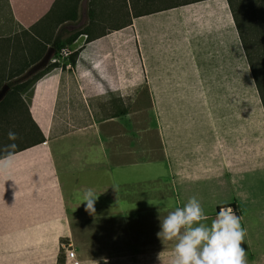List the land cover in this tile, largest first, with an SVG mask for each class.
Wrapping results in <instances>:
<instances>
[{
    "label": "crops",
    "instance_id": "obj_1",
    "mask_svg": "<svg viewBox=\"0 0 264 264\" xmlns=\"http://www.w3.org/2000/svg\"><path fill=\"white\" fill-rule=\"evenodd\" d=\"M60 1L0 0V38L33 26V37L65 39L75 19L52 25ZM157 9L77 29L62 47L79 48L73 66L19 97L2 100L0 86V264H56L58 254L63 264H170L175 241L157 237L159 218L193 196L209 224L231 207L247 264H262L264 113L256 92L229 103L232 82L243 90L249 76L226 1Z\"/></svg>",
    "mask_w": 264,
    "mask_h": 264
},
{
    "label": "trees",
    "instance_id": "obj_2",
    "mask_svg": "<svg viewBox=\"0 0 264 264\" xmlns=\"http://www.w3.org/2000/svg\"><path fill=\"white\" fill-rule=\"evenodd\" d=\"M199 0H188L180 3H175L165 7H158L165 9L169 7H175L183 4L192 3ZM229 9L234 28L236 30L241 48L243 50L246 63L260 101L263 113H264V59L255 58L253 56L252 49L253 45L257 41V33L264 34V0H225ZM76 2L77 0H63V8L60 13L54 17L52 25L56 26L63 20L70 18L71 20L76 18ZM152 10H159L157 8ZM152 10H146L142 12H135V15H141L149 13ZM33 30V26H30L27 30H23L18 34H13L8 37L0 38L1 43L0 51L1 58H5L6 70L1 63L0 68V86L5 83L7 91L3 96L2 100H7L10 96L19 95L26 88H28L32 82L39 78L42 74L54 67H60L65 69L66 66L71 68L75 62L79 48L70 51L66 56V63L58 62L56 60H48L41 68L31 73L29 76L25 74L26 70L42 58L47 50L51 51V58H57L60 49L67 44H70L78 34L81 33L79 30H75L70 33L65 39H58L54 37L49 39L45 34H39L34 32L36 37H33L30 33ZM246 31H252L253 38L249 41V37ZM18 35H27L25 43L15 46L14 39ZM25 37V36H24ZM38 38V39H37ZM13 40L12 44L10 43ZM42 40V41H40ZM90 40L89 37L85 39ZM250 43H249V42ZM13 46L14 52L9 53V46ZM18 51H22L19 53ZM8 52V54H7ZM19 97V96H18ZM39 138L36 142H41L43 136L38 133ZM64 260L57 255L56 264H63Z\"/></svg>",
    "mask_w": 264,
    "mask_h": 264
},
{
    "label": "clouds",
    "instance_id": "obj_3",
    "mask_svg": "<svg viewBox=\"0 0 264 264\" xmlns=\"http://www.w3.org/2000/svg\"><path fill=\"white\" fill-rule=\"evenodd\" d=\"M8 137L15 140L17 134L9 131ZM5 147L13 149L15 144ZM11 155L9 152L4 159H9ZM96 198L91 189L83 194L82 203L86 205V212H95ZM159 220L157 237L175 241L170 264H247V250L242 247L246 229L241 225V217L231 207H220L209 224L201 201L193 196L182 207H176Z\"/></svg>",
    "mask_w": 264,
    "mask_h": 264
},
{
    "label": "rangeland",
    "instance_id": "obj_4",
    "mask_svg": "<svg viewBox=\"0 0 264 264\" xmlns=\"http://www.w3.org/2000/svg\"><path fill=\"white\" fill-rule=\"evenodd\" d=\"M60 1V0H59ZM188 0H77L76 2V18L72 22L67 21V23H71L72 31L77 29H82L85 26H90L91 23H95L96 29H102L104 25H114L116 23L127 20L129 16V12H142L146 10L155 9L158 7H165L168 5H172L175 3H180ZM63 3V0L60 1ZM194 3V2H192ZM190 4V3H189ZM92 26V25H91ZM92 28L89 27L88 31ZM95 29V31H96ZM252 31H246V34L249 37V41L253 38ZM257 41L256 44L253 45L250 51L253 53L255 58L264 59V34L257 33ZM26 38L21 35L20 41L21 43H25ZM248 41V42H249ZM13 40L10 42L12 44ZM250 43V42H249ZM9 46V53L14 52L13 46ZM21 53L20 51H18ZM243 53V50H242ZM8 54V52H7ZM67 56V55H66ZM66 56L61 59V62L64 61L66 63ZM244 56V53H243ZM245 59V56H244ZM5 60V59H4ZM246 60V59H245ZM248 76L251 78L248 66H247ZM34 72V71H33ZM33 72H26L25 74L29 76ZM249 77H247V84L243 90H239V85L232 82L231 91L232 94L229 97V103L231 107L239 105L240 103H245L247 99L250 100L251 103H254L253 93L256 92L254 85L252 86L249 82ZM257 96V94H256ZM258 98V97H257ZM260 103V102H259ZM261 105V104H260ZM263 183L257 182L256 185L261 187ZM260 240L256 241L258 245ZM70 248L68 246L65 247ZM89 252V251H88ZM262 264H264V247L262 248ZM85 255H88L87 252H84ZM260 257H258L257 262Z\"/></svg>",
    "mask_w": 264,
    "mask_h": 264
},
{
    "label": "water",
    "instance_id": "obj_5",
    "mask_svg": "<svg viewBox=\"0 0 264 264\" xmlns=\"http://www.w3.org/2000/svg\"><path fill=\"white\" fill-rule=\"evenodd\" d=\"M50 56H51V51L50 50L46 51L43 57L30 67L28 72H33L41 68L50 59Z\"/></svg>",
    "mask_w": 264,
    "mask_h": 264
},
{
    "label": "built area",
    "instance_id": "obj_6",
    "mask_svg": "<svg viewBox=\"0 0 264 264\" xmlns=\"http://www.w3.org/2000/svg\"><path fill=\"white\" fill-rule=\"evenodd\" d=\"M69 52L70 51L65 50V48H61L59 51V55L66 56ZM64 252H65L66 258H73L74 257V252L71 248H66Z\"/></svg>",
    "mask_w": 264,
    "mask_h": 264
}]
</instances>
